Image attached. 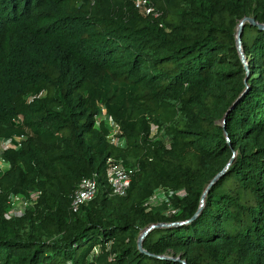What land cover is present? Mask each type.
Here are the masks:
<instances>
[{"label":"trees","instance_id":"obj_1","mask_svg":"<svg viewBox=\"0 0 264 264\" xmlns=\"http://www.w3.org/2000/svg\"><path fill=\"white\" fill-rule=\"evenodd\" d=\"M152 1L159 18L130 0H0V138L24 136L3 152L0 264H264V29L244 23L247 73L236 47L264 0ZM100 105L123 147L96 125ZM109 157L138 166L122 196ZM160 188L167 200L147 205ZM33 190L6 217L9 196ZM178 222L138 248L151 224Z\"/></svg>","mask_w":264,"mask_h":264},{"label":"built area","instance_id":"obj_2","mask_svg":"<svg viewBox=\"0 0 264 264\" xmlns=\"http://www.w3.org/2000/svg\"><path fill=\"white\" fill-rule=\"evenodd\" d=\"M135 9L144 10L145 14L153 18H159L161 11L155 6L152 0H130ZM96 125L100 122H106L109 126L107 134L108 142L123 147L125 145V138L121 134L120 126L107 113L103 105L99 106V111L95 116ZM24 136L17 135L13 137L0 138V172L5 171L9 167L8 161L4 158L3 152L7 148H18L21 146V141ZM138 166H126L122 159H115L113 157L107 158L106 180L110 187V194L122 196L129 188L130 181ZM97 180L95 174L92 176L82 177L75 187L71 195L70 206L73 211H76L80 205L92 200L97 193ZM155 193H161L165 196L166 193H171L170 190L163 188L158 189ZM40 191H29L28 194H13L9 196V208L6 211V217H18L23 215L25 210L36 202ZM151 198V197H150Z\"/></svg>","mask_w":264,"mask_h":264},{"label":"water","instance_id":"obj_3","mask_svg":"<svg viewBox=\"0 0 264 264\" xmlns=\"http://www.w3.org/2000/svg\"><path fill=\"white\" fill-rule=\"evenodd\" d=\"M245 22H248L252 25H255L257 26L259 29H264V23H260V22H257L255 20L254 17L252 16H244L238 23L237 25V33H236V47H237V51H238V54H239V57L241 59V61L243 62L244 64V68L246 69V73H247V62H246V59H245V55L243 53V49H242V46H241V33H242V29L244 27V23ZM222 125L224 127V120L222 121ZM234 156L231 157V159L229 160L228 164L226 165V168L231 164L232 160H233ZM225 168V169H226ZM225 169H223L220 173H218L214 179L211 181L214 182L219 176H221V174L223 173V171H225ZM209 187V186H208ZM204 195H205V192L203 193L202 197H201V205L200 207L202 206V203L204 201ZM200 209L197 210V212L194 214V216L189 219L188 221L192 220L198 213H199ZM186 221V222H188ZM184 222H178V223H156V224H151L149 227L145 228L143 230V232L141 233V235L139 236V239L137 241L138 243V248L143 251V252H146L143 248H142V240L144 238V236L152 229V228H155V227H165V226H171V225H175V224H182ZM158 257H164V256H158ZM174 260H178L180 261L182 264H186V262L184 260H181L180 257H175L173 258Z\"/></svg>","mask_w":264,"mask_h":264},{"label":"rangeland","instance_id":"obj_4","mask_svg":"<svg viewBox=\"0 0 264 264\" xmlns=\"http://www.w3.org/2000/svg\"><path fill=\"white\" fill-rule=\"evenodd\" d=\"M151 133L154 135L156 134V125H154V124L152 125ZM165 200H167V195L162 196L161 193H154V195L147 201V205H149V206H160V205H162L163 202H165ZM95 251H97V247H96Z\"/></svg>","mask_w":264,"mask_h":264}]
</instances>
